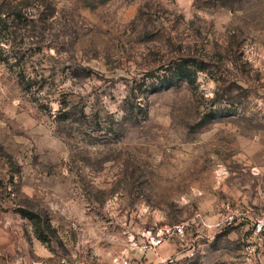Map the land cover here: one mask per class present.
<instances>
[{"label":"rangeland","instance_id":"obj_1","mask_svg":"<svg viewBox=\"0 0 264 264\" xmlns=\"http://www.w3.org/2000/svg\"><path fill=\"white\" fill-rule=\"evenodd\" d=\"M263 215L264 0H0V264Z\"/></svg>","mask_w":264,"mask_h":264},{"label":"built area","instance_id":"obj_2","mask_svg":"<svg viewBox=\"0 0 264 264\" xmlns=\"http://www.w3.org/2000/svg\"><path fill=\"white\" fill-rule=\"evenodd\" d=\"M258 174V171L255 170ZM226 216L217 224L215 228H229L241 221L240 215L237 210L231 204L225 205ZM249 237L246 240L245 246L242 252L243 264H255L260 256L264 246V215L255 218H249ZM175 240L181 253L186 256L187 259H194L196 256L197 239L192 237L188 233V229L185 225H163L152 231H146L142 235V239L139 245H135L140 251L147 253H157L158 249L163 245ZM178 256L170 257L163 264H176ZM59 264H74L67 259H63ZM113 264H130V260L120 261L118 258L113 260Z\"/></svg>","mask_w":264,"mask_h":264},{"label":"crops","instance_id":"obj_3","mask_svg":"<svg viewBox=\"0 0 264 264\" xmlns=\"http://www.w3.org/2000/svg\"><path fill=\"white\" fill-rule=\"evenodd\" d=\"M258 174L261 171L257 168ZM257 174V175H258ZM233 205V203H232ZM238 209V208H237ZM240 210H245L243 207ZM250 217H245V219ZM244 219V220H245ZM240 222V221H239ZM237 222V223H239ZM237 225V224H236ZM249 224L242 226L241 234L247 239L249 237ZM215 233V232H214ZM240 234V235H241ZM239 235L236 232H230L224 235L212 236L211 240L205 245L202 243L201 237L198 238V255L195 260L187 259L177 246L175 240L160 247L157 253L147 252L144 253L139 249H136L130 256V264H163L164 261L170 257L178 256L176 264H243L241 257H234L233 252L230 250L231 240ZM213 241V244L211 245ZM89 258H86L85 262L78 264H90ZM97 264H113L112 258L103 257L98 259ZM255 264H264V246L261 251V256Z\"/></svg>","mask_w":264,"mask_h":264},{"label":"trees","instance_id":"obj_4","mask_svg":"<svg viewBox=\"0 0 264 264\" xmlns=\"http://www.w3.org/2000/svg\"><path fill=\"white\" fill-rule=\"evenodd\" d=\"M179 60L180 63H196V61L193 58H181Z\"/></svg>","mask_w":264,"mask_h":264}]
</instances>
